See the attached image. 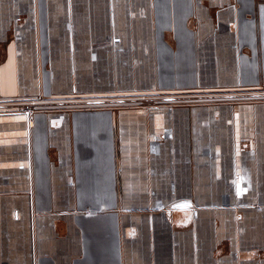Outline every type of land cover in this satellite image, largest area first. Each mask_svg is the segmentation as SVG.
<instances>
[{
    "label": "crops",
    "instance_id": "1",
    "mask_svg": "<svg viewBox=\"0 0 264 264\" xmlns=\"http://www.w3.org/2000/svg\"><path fill=\"white\" fill-rule=\"evenodd\" d=\"M0 264H264V0H0Z\"/></svg>",
    "mask_w": 264,
    "mask_h": 264
}]
</instances>
